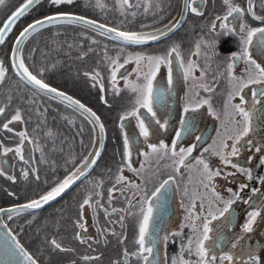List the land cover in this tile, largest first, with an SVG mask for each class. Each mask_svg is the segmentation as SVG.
<instances>
[{
  "label": "snow or ice",
  "instance_id": "obj_1",
  "mask_svg": "<svg viewBox=\"0 0 264 264\" xmlns=\"http://www.w3.org/2000/svg\"><path fill=\"white\" fill-rule=\"evenodd\" d=\"M6 0H0V6L5 4ZM121 7V14H124L126 8H131L134 6L132 0H119ZM40 3V0H24V3L19 6L14 12L10 14V16L0 25V45L4 44L7 38V34L12 31L15 26L17 20L24 16L29 8L34 4ZM50 3L59 6L62 4H72L73 0H50ZM223 3L227 6V12L223 16H217L215 21L211 24L210 31L216 32L218 29H223L232 34H238L240 36V41L242 44L241 51L239 54H233L232 63H229L227 66V73L229 76V82L233 85V89L229 92L228 100L226 102L225 108L228 111V114L232 117L233 123L236 125V129L233 134L227 135L225 139H222L217 146V142L213 141V144L208 148H204V152H209L210 149L212 153L220 158V161L225 166H231L232 168H237L240 173L246 176L248 181L253 179L252 171L248 168H241L237 164L232 163L231 157H235L239 154V147L241 140L248 136L249 132L252 130V123L254 113L260 111L256 108V105L261 104V100L264 99V67L261 66L260 63H257L256 60L251 58V54L248 51L249 46L253 42V37L258 36V46L262 54H264V27H250L247 23H239V21L243 20L245 15V11L251 15V18L255 21H259L264 24V15H258L254 10V0H247V9L241 7L239 4L233 2V0H223ZM98 6L103 7L102 4L99 3ZM152 7V0H146V6L144 8L145 12L149 11V8ZM184 10L185 12L194 13L197 16L203 15L197 0H184ZM131 15L134 17L136 15L135 12H132ZM77 23L83 24L88 27H95L97 29H104L101 33L102 35L110 36V38L114 41H120L123 45H141L145 44L149 41H157L163 36H167L168 32L175 30L176 27H179V22L177 21L174 24L167 26V31H163L160 29H155L151 32L148 31H123L116 27H108L104 24H97L96 21L87 19L82 16H73L70 14H59L55 16H47L44 19L36 20L34 23L29 24L27 27L23 29V31L19 34V37L15 40V47L11 50V64L12 67L17 70V75L20 80L24 81L28 85H32L38 91L55 94V98L63 101H67L68 106L74 108L77 111H80L81 114H86L88 117H91V122L94 126H98L100 132V140H103V136L105 133L104 124L100 121V117L92 111V109L86 107L79 100L74 99L70 95L65 94L62 91H58L56 88L51 87L47 84L42 78H38L37 75L33 74L28 66L25 64V59L22 55L21 45L27 39V37L37 31L41 26L51 23ZM219 22V23H217ZM95 42V41H94ZM205 46L211 47L212 44L208 41H204ZM123 51V50H121ZM201 51V43L197 42L195 45V54L199 55ZM181 58L180 45H173L165 54L156 55V56H145L142 54L128 55L124 59V63H120L121 56L117 55L114 58L107 57L109 61V65L112 68L111 71V79L113 82V87L116 85L117 81V72L120 68L124 67V64H127L133 60L139 69L142 62H146L149 66V71L143 73V83H135L129 81L126 87H129L132 92L136 93V99L134 102V106L131 111L126 112L122 115L121 121L128 119L129 117H135L138 127L139 134L147 140L151 135L149 130V125L145 123L147 119L146 116H143L140 112L141 109H145L148 114L153 118L155 124L159 125L160 129L167 130L169 125L168 121H164L161 123L159 119H156V112L153 108L154 102V80L156 79V74L159 72L161 65H168V84L171 85L172 80V69L171 63L172 58ZM236 60H243L245 67V75L244 76H236L233 74V67ZM184 68L185 78H195L194 72L198 68V64L195 61L189 60L187 65H181ZM43 70H41L42 72ZM7 73V68L4 65V61L0 60V83L4 82L5 76ZM86 76H90L93 81H97L100 79L99 72L93 73H85ZM205 73L201 72V77H203ZM250 85H258L261 86L258 89L251 90L252 97V110H248L245 105H247L248 101L244 96V89L249 88ZM103 85L101 84V88ZM204 90L206 92L211 93L214 91L213 88L204 86ZM239 97L240 103L233 104L232 100L235 97ZM106 102V101H105ZM11 104V97L8 98V102L0 105V117L5 116L6 111L9 109ZM208 105L209 111L215 115V112L211 105V97L201 99L197 101L194 105L190 102L188 106L185 107V113L191 111H196L203 105ZM235 117H239L240 119H235ZM15 122L24 123V115L22 110L17 108L14 113L8 118L5 122L0 125V130L6 131L8 133H15V129L10 127V125ZM123 128V124H121ZM194 128V123L189 124L184 120L180 121V131L175 133V141L171 143V145L165 144L161 141L159 144L149 143L147 146L151 149V153H143L146 160L150 159L152 156L157 157L158 159L168 158L171 160V165L174 173H180V169H196L200 176V185L207 191H210L215 201L222 202V207H216L214 210L209 204V207L206 209L207 214L202 215L197 211V199L200 198V194L198 192H193L191 195L187 188H185L184 195L189 198V203L185 206L186 216L185 220L188 222L186 226L192 228V236L188 239L186 246L181 247V256L179 258H173L171 264H193L191 260H185L183 258V253L187 252L189 256L195 255L197 259L194 264H235V256L232 252H224L222 255L211 254L210 249L216 246L217 242L214 241L212 244H209L208 241L212 240V236L210 233L213 232L212 222L216 220H220L222 217L224 218V223H231V213L230 209L232 205L241 201L243 197L241 193L249 187L247 183H240L237 191H233V189L228 188L227 191L231 194L228 199H224L220 193L216 190L215 187V178L222 176V172L220 168L213 169L210 167L207 158L201 155L199 158H194L195 163L187 162L189 156H191L193 150L196 148V144H192L191 146L185 148L180 147L177 150V141L182 140V136L185 132H189ZM18 138L17 145L13 147L6 146L2 140H0V157H7L9 153H13L15 156L19 158L24 164H28L29 161L25 159L24 154V145L26 141H29V133L27 130L20 131L15 133ZM47 135L49 137L54 136L55 134L49 130ZM196 140L198 142L202 141V137L196 136ZM234 141L233 144L229 145L227 141ZM32 142H35L34 140ZM123 167H127L134 173H137V169L132 167L131 157L132 150L130 146L129 136L127 133L123 134ZM100 150L103 149V144L100 143L98 145ZM100 150H97V145L93 144V151L88 153L86 157H84L81 165L77 167L74 171L67 174L66 177L58 182L57 186L54 187L48 193L39 197V199H33L28 203L23 205L15 206L9 208L7 210L0 209V213H20L27 209H39L43 204L48 203L49 201L55 199L62 192H64L67 188H69L73 183L79 180L81 177H84L88 174L89 171L96 165L97 160L100 157ZM256 152L260 151V147H256ZM42 158H43V149H40ZM260 163L264 164V157H261ZM123 167L118 169L119 172L122 173ZM144 165H141L143 168ZM32 171L35 172V168H32ZM21 174L25 179L29 176V171L26 169L21 170ZM6 175V170L4 168V161L0 159V176ZM234 173L224 172V178L228 176H232ZM39 179V177H36ZM8 179L13 180L15 177L8 176ZM176 179L175 175H169L167 179L163 180L162 183L159 184L158 187H155L151 193H148L147 190L140 185H133L140 193V197L136 199L135 204L133 203V198L136 197V193H133V198L126 199L127 208L125 209H112V213L119 212L120 220L119 223L121 227H124V219L125 215H137L139 217L138 220V231L135 239V250L129 251L127 248L123 250L122 256L123 260H116L113 264H129V260L132 257L136 258L137 264H164L159 255L158 244L166 245L170 239V236H178L181 235L180 232L165 234L160 236L158 231L152 229V224L154 220L153 213L154 202H158L163 195V192L166 191L167 187L171 182H174ZM127 180L123 175H118L116 178V184H124ZM259 182L264 184V176L259 177ZM102 181L98 182L97 187H102ZM115 185L112 189L109 190L110 200L111 202V193L117 191ZM253 194L258 193L260 190L257 188L251 189ZM101 192H97L96 196H101ZM246 204H250L253 208H256V201L252 200L249 197L247 200L243 201ZM204 199L200 198V206L204 207ZM138 207V211L133 212V209ZM85 206L90 207L92 209H96L98 207H103L99 203V200L93 201L91 195L86 197L82 204L80 205V216L74 222L75 227L78 231L75 233V239L79 241L81 244H88V247H91V243L89 241L92 240V237L84 236L82 233H87V221L84 219L83 209ZM106 215H111L108 210L104 209ZM228 216H225V214ZM261 216V210L256 208V210L248 211L246 213V221L243 224L242 228L245 233H250L253 231V225L256 223L258 217ZM9 219H12V216H8ZM196 221H199V225H197ZM97 234L103 236L105 234L104 230L97 228ZM115 235V232H112ZM126 236H122V241L126 239ZM53 250H59L61 252L74 251V249H69L64 247L61 242H59L56 238H51L47 241ZM239 244V240L236 243L232 244V248L235 249ZM5 255L9 257L10 260H15L17 257H22L26 264H39V261L36 257H34L31 253H29L23 245H21L18 241L15 242V248H8L5 251ZM241 259L247 258L244 261V264H264V257L257 255L254 249H249L242 247L239 253ZM99 257L92 256H84V261L98 260Z\"/></svg>",
  "mask_w": 264,
  "mask_h": 264
},
{
  "label": "flooded vegetation",
  "instance_id": "obj_2",
  "mask_svg": "<svg viewBox=\"0 0 264 264\" xmlns=\"http://www.w3.org/2000/svg\"><path fill=\"white\" fill-rule=\"evenodd\" d=\"M92 1L93 0H77L76 2H74V0H73L72 4H62L59 6H55V5L50 3V0H45L44 2H41L42 3L41 6L38 4V6L34 7L32 10L28 11L24 15L25 17L22 18L17 23L15 28H18V30H17L18 32L22 31L24 29L23 25L26 23V20H34V19H37L39 17L46 16L47 12L51 11L53 8H55V11L49 15L58 14V13H64V14L70 13V14H75L78 16L81 15V16L87 17L81 13L79 14V12L82 10H86L89 12L92 9H96V10L99 9V7L96 5H90V6L88 5V4L92 3ZM160 2H163V4L166 2L170 3V4L167 7L168 13L165 16V18L158 20L156 16H159V13H160V10H159ZM233 2L236 4H239L241 7L245 8V10L247 9V0H233ZM46 3H48L47 6L45 5ZM133 3H135V0H133ZM197 3L199 5L201 11L203 12V15L197 16L196 14L189 12V15L187 18L188 20H187L186 24L184 25V27H182L178 31L177 34H175L173 37L169 38L166 41L158 43L157 45L147 46L146 48H141V50L144 52H147V50H150V51L151 50H157L156 55L157 54L162 55V54H165L166 51H168L173 45H175V44L180 45L181 58H175V56H173V58H172V63H171L172 80H173L172 84L171 85L168 84V65H166V64L162 65V67L160 68V70L158 72V75L160 74V76H161V78H160L161 83L159 84V88L156 90H159V89L163 90L165 93V98L167 97V99H166L164 105H162V106L161 105L159 106L158 104H156V108H158L156 110H161L159 117L162 119V123L165 120L168 121L169 127L167 130H164V129H160L159 126L156 124V126L154 128H151V129L153 130L154 133H161V131H165V138L169 141L168 145H171L172 136H173V140H175V133L177 131H180V121L181 120H184L189 124L194 123V128H192V130L189 132H185L182 136V140L176 142L177 143V150L180 147L187 148V147L191 146L192 144L197 145L196 148L193 150V153L191 154V156H189L188 161H186V163L187 162H195L194 158L199 157V155H200L199 150L201 147L203 149H204V147L207 148L206 146L212 145L213 141H216L217 146H218L220 141H221V139L218 140V138H219L218 136L220 135V133L222 132V130L225 126H226V132L225 133L227 135L233 134V132L236 129V125L231 120L232 117L228 114L229 110H226V108H225L226 102L228 100L229 92H231L233 89V85L229 82V76H228L226 69H227V66L229 65V63H232L233 54H239L241 51V47H242V44L240 41V36L238 34L229 33L223 29H218L216 32H214L215 37L219 41L216 42V44H214V45L212 44L211 47L207 46V49L210 51V53L212 55V63L209 65L208 68H205V71H204L205 75L201 79H199V81L200 82H202V81L211 82L212 88L214 89V91H213V93H210V94L213 96V98H214V96H219L221 94L222 95V101L220 104L214 105L213 110H214L216 116H214V114H212L213 118L210 121L211 126L207 130H205V132H203L201 134L202 141L198 142L196 140V136L200 135L201 128H202L201 123L207 117L206 115L209 112H208L207 107H203L205 109V112L202 113V115H201V109L202 108H200V110L195 113V116H193L191 112L183 113L182 108H181V106H182L181 101H183V98H185L186 101L189 100L190 102H197L200 100V99H197L194 95V88L196 89L197 88L196 86H198V84L195 82H198L197 76L199 77V73L197 72V69H196V71L193 74L195 78H185L184 68L181 65L183 64L186 66L188 61L192 60L198 64V68L204 67V63L202 62V58L201 59H193V53L195 52V45H196V43H195L196 41L194 38L196 36L200 35V33H202V34H206L209 32L211 33V31H206V28L210 30L211 24L215 21V18L217 16H223L226 14L227 6L223 3V0H197ZM175 4H176V0H166V1H164V0H152V7H150V9H149L151 13L146 14L145 16H141L140 18L144 19L148 22H152V20L156 17V20H154V22L162 21L163 23H166L173 16V14H175V12L177 11V9H175V7H176ZM141 9H143V8H141ZM158 10H159V12H158ZM254 10L256 11V13L258 15H264V0H254ZM97 17L98 16H91V17H87V18L93 19V20H95L101 24L104 23V22L97 20ZM100 17H101V15H100ZM217 23H219V22H217ZM239 23H247L250 27H264V24H262L261 22L253 20L251 18V15L248 14L247 11H245V15L243 17V20L239 21ZM104 24L109 25L107 23H104ZM147 24H149V23H147ZM109 26H111V25H109ZM65 27H70V26H65ZM111 27H115V26L113 25ZM40 33H42V32H40ZM71 34H73L74 36H81L78 31H73ZM97 38H98V36H97ZM87 39L91 40V38L88 36H87ZM35 40L32 41L31 44L28 43L27 47H30L32 49L35 46V43H34ZM104 40H106V39H104ZM8 41H9V39L5 42V44L3 46L0 47V60L4 61V65L7 68V73H6L4 82L0 83V105H3L6 103L5 99L2 102L1 85H7V83H9V82L17 84V86L20 85L21 89H22V87H24V92L28 91V92L24 93L26 98H27V96H29V99H30V96H32L38 103H43V102H41V99L43 101H46L47 103L50 102L49 99H46V97L42 96L41 94H38L37 92L33 91L31 88H28L23 82H21V80L19 78H17L14 71L12 70V64H11L10 57H9V55H7V51L11 50L10 47L12 44V43L11 44L8 43ZM128 48H130V47H128ZM131 49H133V48H131ZM133 50H135V49H133ZM136 50H140V49H136ZM248 51L251 54V58L256 60L257 63H260L261 66L264 67V54L261 53L260 48L258 46V36L253 37V42L249 46ZM10 54H11V52H10ZM245 67H246V65H245L243 60H236L234 67H233V74L236 76H244L245 75V71H244ZM29 70H30V68H29ZM30 71L33 74H35L32 70H30ZM111 71H112V68H111ZM148 71H149V69L147 68L145 73ZM126 75H129V72H127ZM100 79H102L104 83L106 82L105 85H107L109 83V77L108 76H107V78L102 77ZM99 80H97L95 82L98 84L99 89H100ZM141 80L143 81V77ZM259 87H261V86L250 85L249 88L244 89L243 94L245 96V99L248 101V103H247V105H245V107L248 110H252L251 90L258 89ZM64 92H66V91H64ZM105 92L106 93L108 92L106 95L107 100H106V103H104L103 106L101 107V110L106 106L110 109L118 108L117 106L112 104L113 97L117 100H120L116 95V88L111 89L109 87H106ZM66 93L69 94L68 92H66ZM69 95L71 96V94H69ZM215 100H218V98H216ZM261 101H264V99H262ZM50 103H52V102H50ZM232 103L233 104L240 103L239 97L238 96L235 97L232 100ZM43 104H45V103H43ZM18 105H19V103H15V102L14 103L12 102L10 104L9 109L5 113V116L0 117V125H2L3 122H5L8 118H10V116L14 113L15 109L18 108ZM86 105L93 110V108L91 106H89L88 104H86ZM47 107H50V106L47 105ZM256 108H258V105H256ZM126 109H127V111H131V109H129V108H126ZM21 110H22V113L24 115V121L25 122L24 123L15 122L14 124L10 125V127H13L15 129V126H21L20 131H24V130L28 131L29 142L25 143L24 154H25V159L28 160L29 163L24 164L13 153H9L8 157H0V159H3V161H4V168L6 170V175L0 176V185H2V183H4V182L10 183L8 176H9V170H11L12 164L14 166L19 165L20 168H23V169H26L29 171V176H28L29 178L25 179V178H23V175H21L20 179L22 182L32 184V186L23 185V186L19 187V190H21V195H19L18 197L14 196V199H16V200L17 199H24L23 194L26 191L39 190L42 188V186H44V183H47V182H49V180H51L53 178H57V176H58L56 173L51 174L49 178L47 176H44V177L48 178V180H46V182H44V183H38V185L36 182H33V175L37 171L42 172L44 169H49L47 166H44V165L48 164L49 160L45 159L43 161L44 165L39 164V163H42V160L40 158V149L37 146V143H38L37 139H39V138H38V135L35 133V124H33V123L29 124L27 122V119L25 118L24 111H27L30 109H21ZM95 111H97V110H95ZM120 113L125 114V111H122L120 109L115 111V114H118L117 117L111 118L109 120L110 123H112V122L114 123V121H116V125L113 128H114V132L116 131L117 133L122 132V130L124 129L126 124H128L127 120H123V121L118 120V118L120 117ZM223 113L226 115L225 120L222 119ZM63 114H66V116H67V119H65V121L67 120V123L69 125L72 124V114L70 112L69 113L64 112ZM98 115L101 118L99 113H98ZM236 119L238 120L240 118L236 117ZM104 124H105V122H104ZM121 124H123V128L121 127ZM90 125H91V123H90ZM92 129H93V127H92ZM105 130L107 132V147H108V144H109V142H108V137H109L108 130H110V124L107 126L105 124ZM20 131H17L15 129V133H18ZM15 133H8L6 131L0 130V140H2L6 146L14 148L18 143V138H17ZM215 136H216V139L214 140ZM252 138H253V136L250 132L248 134V136L244 137L241 140L240 145H238V147L240 149L239 154L235 157H231L232 163L236 164L235 160H237L239 167L251 169L253 179L251 181H248L245 175H242V176L239 175L238 180L240 179L241 182L247 183L249 185V187L246 188L241 193V196L243 197V199L241 201H238L237 203H235V207L232 211L233 213L231 214V223L230 224L224 223V224H226L227 227L224 229L223 228L218 229V227L220 226L219 220L213 221V222H215V224L217 226L215 228H213V232L210 233V235L212 236V240L209 241V244H212L214 241L217 242L216 246H214L210 249L211 254H215L217 256L222 255L226 251L232 252L233 254H234V252H240L239 251L241 249L240 247H238L236 249L232 248L231 250H228L230 247V243L232 241V240L228 241V238H231V236L234 235V233H235L234 227L237 224H240V228L238 229L237 233L240 235H242V234L245 235L242 226L247 219L246 213L249 211V208L251 207V205L249 206V204H246L243 201L247 200L249 197H251L252 200H254V201H255V199L260 200L262 195H264V184H261L259 182V177L264 176V164L260 163L261 157H264L263 150L260 148V151L256 152L255 149L258 146L255 145ZM33 140L35 142H32ZM227 142L229 145L234 143V141H231V140L227 141ZM28 143H30V146ZM55 143L57 145L55 155H54L55 157L64 156L63 152L67 149H69L70 153L74 152V150H75L74 142L72 141V139H70L68 137H67V139L57 138ZM34 146H35V150H34ZM107 147H106V150H107ZM90 151L91 150H89L88 153H90ZM149 151H150V149H149ZM150 153H151V151H150ZM203 156L205 158H207V160L210 161L212 164H216V166H217V163L218 164L220 163V166L223 167L221 169H225L227 172L229 170H231V166L230 165L229 166L223 165L220 161V158L218 156L214 155L211 150L209 152H206ZM157 162H160V164L167 163L169 166L171 165V160L168 158L166 160L158 159ZM99 163H98V166L100 165ZM257 163H259L261 165L260 166L261 170H260V168H257V169L254 168L255 166H258ZM8 166H9V169H8ZM120 166L123 167V165H120ZM33 167L35 168V172L32 171ZM123 168H127V167H123ZM234 169L237 170V168H234ZM95 171L90 175V177H88V179H90L92 177V175L95 173ZM229 172H234V171H229ZM108 174H109V171L106 173L107 177L110 176ZM118 174L123 175L119 171H118ZM134 175H135V177H134ZM134 175H131L130 179L127 178L126 181L135 180L136 174H134ZM169 175H175L176 176L175 181L171 182L170 184L174 188V193H175L174 201L177 202V204H174V202H173V204L176 206V207H174V214L171 218L166 220L165 229L167 227L166 226L167 223H169V222L170 223H178V224H180L181 227L177 231L171 232L169 230V224H170L169 223L166 231L164 229L165 232L163 234H160V236H163L165 234L180 232L181 235L170 236V239L167 242L168 251L174 249L175 250L174 252H177L176 248H177V246H180L179 242L183 241V242L187 243L188 239L191 237L189 232L186 231L187 229H191V227L186 226L188 224V222L185 220V216H186L185 206L188 204L189 198H188V202L186 200H184V202H183V196H184L183 192L185 190L182 188V182H181L182 178L184 180H185V178L188 179L190 174L187 173V171H185V168L182 167L180 169V173H178V174L174 173L173 169H171L168 176ZM123 176L125 177V175H123ZM221 177L224 178L223 174ZM165 178H166V176H165ZM87 180H85V181H87ZM85 181H83V182H85ZM93 181H95V179H93L90 182V184ZM18 183H21V182H18ZM214 183H215V181H214ZM12 184H15V182H13ZM48 184H52V182L45 184V186ZM90 184H89V186H90ZM79 185H77V188H75L73 191H75L77 189V193H79V192L83 193L84 188L81 187V189H79L78 188ZM114 185H115L116 189H118L117 192L120 194L122 191L126 190V188H127V185H125V184H116V181H109V186H110L109 190L112 189ZM91 186L94 187V191H93ZM91 186H90L91 190L95 195V199H93V200H99V202L102 201L105 203H109L110 194H109L108 190H107L106 195L102 194L101 195L102 197L96 196V193L99 190L101 192L102 188L104 186L97 187V185L94 183H92ZM158 186H159V184H154L153 189L155 187H158ZM95 187L98 189V191L96 193H95V189H96ZM238 188H239V185L236 187V191L238 190ZM252 188H257L260 191L256 194H253L251 191ZM3 191H4V196H6V197L12 196L11 194H9V191H7L5 189H3ZM73 191H71L70 193H72ZM126 191H128V190H126ZM148 193H151V192H148ZM67 195H69V194H67ZM220 195L222 197H224V196L229 197V195H231V194L226 190L224 192H221ZM116 200H118L117 197L111 195V202H114ZM185 202H186V205L184 204ZM13 204H15V203H13ZM56 204H54V205H56ZM54 205H52V206H54ZM183 207H184V210H183ZM104 209L105 208H102V210L105 214ZM110 213H111V215H118L119 217L121 215V213H119V212L112 213V209H111ZM22 216H24V215H22ZM225 216H227V213L225 214ZM68 218H69V216H68ZM66 237L67 236H65L64 239H66ZM70 238H71V235H70ZM106 242L111 243V240H109L108 237L102 238L101 240H99V239L93 240V238H92V240L89 241V243H91V247H88V244H81L80 243L77 247L78 249L71 247L70 246L71 243L65 245L64 247H67L69 249H74V251L64 252L65 253L64 264H69L70 258H72V261H70L71 264L113 263L116 260L115 259L116 256L118 255V253H120L122 251L123 248L120 247L122 245H119V244H118L119 246L116 244L110 245ZM133 250H135V243L132 246V248L129 249V251H133ZM103 253H104V255H103ZM171 253L169 254L170 256H167L164 261H163V259H161L164 262V264H171L172 259L176 258V256L172 255ZM84 256H92V257L98 256L99 259L86 262L83 260ZM121 256H122V254L119 256V258ZM234 256L236 257L235 254H234ZM120 260L122 261L123 258H121ZM134 260H136L135 257L130 258L129 264H132V262ZM235 262H236V260H235ZM134 264H135V262H134Z\"/></svg>",
  "mask_w": 264,
  "mask_h": 264
},
{
  "label": "rangeland",
  "instance_id": "obj_3",
  "mask_svg": "<svg viewBox=\"0 0 264 264\" xmlns=\"http://www.w3.org/2000/svg\"><path fill=\"white\" fill-rule=\"evenodd\" d=\"M44 1L45 0H40V3H38V4L41 6V4H42L41 2H44ZM76 1L77 0H74V2H76ZM164 1H166V0H164ZM23 3H24V0H6L5 4L3 6H0V25H2L3 22L10 16V14L12 12H14ZM99 3L102 4L103 7L98 6V0H93L92 3H90L88 5L89 6L90 5L98 6L99 9H97V10L93 9V10L99 12L101 14V17L102 16L106 17L111 22L116 21L117 24L122 25V26H126L128 29L135 28V27H137V29H143V28H145V26L148 25L147 24L148 21L140 18L141 16H145L146 14L151 13L150 10L148 12L144 11V8L146 6V0H135V3H133V0H132V3L134 4V6L131 8H126L123 15L121 14V7H120L119 0H99ZM38 4H36V6H38ZM169 4L170 3H167V2L164 4H163V2H160V4H159L160 13H159V16H156L158 20L165 18V16L168 13L167 7ZM45 5L47 6L48 3H46ZM141 8H143V9H141ZM159 10H158V12H159ZM54 11H55V8H53L51 11H48L46 16H42V17H39V18L34 19V20H26V23L23 25V27L25 28V26H28L29 24L34 23L36 20L47 17V15L51 14ZM132 12L136 13V15L134 17L131 15ZM175 16L176 15L173 14V16L162 27H165V26H167V24L172 22L173 19L175 18ZM156 17L153 19V21L156 20ZM134 21L139 22L141 24L139 25L138 23H135ZM132 22H134V23H132ZM162 27H159V28H162ZM53 28H57V27H51V28H48L47 30H42L39 32L48 31V30L53 29ZM156 29H158V28H156ZM17 30H18V28H16L8 38L9 39L8 43H10V44L12 43L11 47H12L13 43L15 42L16 37L23 31L22 30V31L18 32ZM140 31H142V30H140ZM146 31H150V30H146ZM206 31H210V30L206 28ZM39 32H37V33H39ZM37 33L35 35H37ZM35 35H33V36H35ZM33 36H31L30 39ZM96 37L92 36L91 42H89L87 45H85V43L82 42L84 44L83 46L85 49L83 50V54L81 57L85 58L84 56H86V54H88L89 52H92V50H94V49L101 50L102 54L108 53L110 51L109 47L111 45L106 44L104 41L103 42L100 41ZM194 39L196 41L195 43H197V42L201 43V51H200L199 55H195L194 54L195 52H194L193 53V59H201L202 58V62L204 63V67L197 68V72L199 73V77L197 76L198 82H195L198 84V86H196L197 87L196 89L194 88V95L197 99H200V100L205 99L206 97L208 98L210 96L211 97V105L213 108L215 104L221 103L222 95L220 94L219 96H214V98H213V96L209 92H206L204 90V86H208V87L212 88V83L207 82V81L200 82L199 79L202 78L201 72L204 73L205 68H208L209 65L212 63V55H211L210 51L207 49V46H205L204 41H208L214 45L219 40L215 37L214 32H211V33L209 32L206 34L200 33V35L196 36ZM29 40H27V42ZM94 41L97 42V44ZM92 42L94 45L92 44ZM26 45H27V43L24 45L23 48H25ZM118 46H120V45H118ZM11 47H10V49H11ZM113 48L117 49L116 53L114 54V57H116L117 55H120L121 56L120 63H122V64L124 63V59L130 54L133 56H135L136 54H142L145 56H156V52H157V50H151V51L147 50V52H144L141 50V48H136V49H140V50H136V49L133 50V49L128 48L126 46L125 47L120 46L117 48L114 46ZM121 50H123V51H121ZM23 51H24V49H23ZM10 52H11V50L7 51V55H9V57H10ZM157 55H160V54H157ZM108 62L109 61L107 60V63ZM108 67H110L109 64H108ZM161 67H162V65H161ZM147 68L149 69V66L147 65V63L142 62L139 69H138L137 65L135 63V60H133L127 64H124V67L120 68L119 71L117 72V81H116L115 87H113L111 74L108 76L109 77V83L107 85H105L106 82L104 83L102 79L99 80L100 89L102 90V94H105L106 87H109L111 89L116 88V95L120 100H116L114 102V105L117 106L118 109L125 111V113L129 112V111H127L126 108H129L132 110L137 94L132 92L129 87H126V85L129 81H132L135 83H142L143 82L141 80L143 77L142 74L145 73ZM127 72H129V75H126ZM160 78H161L160 74L158 75V73H157L156 79L153 82L154 87H155V92H156V89L159 88V84L161 83ZM101 84L103 85L102 88H101ZM90 87H91V89H93V91L95 93H97L99 90V86L95 81H94V85H92ZM155 92H154V95H155ZM1 93H2V102L5 99V101L7 103L9 97H11V103L12 102L13 103L14 102L15 103L20 102V103L26 104V102L28 100L26 98V96L24 95V93H26V92H24V90L21 89L20 85L17 86V84H14V83L9 82V83H7V85H1ZM211 93H213V91ZM216 98H218V100H215ZM154 102H153V108L157 114L156 119H159L162 123V119L159 117L161 110H156V109H158V108H156V104H158V103L156 102L155 97H154ZM181 103H182V106H181L182 111H183V113H185L184 109L186 106L189 105L190 101L189 100L186 101V99L183 98V101H181ZM191 103L194 105L196 102H191ZM203 107H207L209 113H207V115H206L207 117L201 123L202 128H201V132L199 135L200 137H201V134L203 132H205V130H207L211 126L210 121L213 118L212 113L209 111V107L206 104L203 105L202 107H200V108H202L201 109V115H202V113L205 112V109ZM200 108L196 111L190 110L189 112H191L192 115L195 116V113L197 111H199ZM39 112L41 113V111H39ZM140 112L143 116L147 117V119L145 120V123L149 125V130L151 132V135L149 136V138L147 140H145V138L139 134V127H138V124H137L135 117H129L128 119H126L128 124H126V126L124 127L122 132L117 133L115 131V132H113V134H111L110 139L112 142V147L110 150V153H111L110 160H108V162L105 163L103 168L99 171L98 175L92 176V179H88V181L84 182L81 185V187L84 188L83 193L82 192L81 193L75 192L74 194L71 193V194L67 195L62 200V201L65 200V202H66L63 210H58V207L57 206L54 207L55 206L54 205V206L47 207L46 208L47 211H46V209H44L42 211H38L35 213L24 214V216H14V217L12 216V219L7 220L12 231L14 230V223H17L18 232H16L14 230L13 231L14 234L17 235V238L19 240L21 239L19 234H22V236L24 237V241H22L21 243L24 244V246L26 247L28 252L33 254V256L38 259L40 264H64L65 253L61 252L59 250H53L47 241L53 237L56 238L59 242H60V240L62 241L65 237L66 232H67L65 230L66 224L71 229H73V231H75V232L78 231V229L75 227L74 222L80 216V211H81L80 205L82 204L83 200L86 197H88L89 195H91L92 198L95 199V195L91 190V187H92V189L94 191V187L91 186L92 183L97 185L98 182H100V181L103 182L102 186H104V187L102 188V191H101V193L103 195H106L107 190L109 191V187H110L109 181H116V178L119 175L118 174V168L122 167L120 165H122V161H123V152H124L123 134L124 133H127L129 136L130 146H131V150H132L131 163H132V167L137 169V173L132 172L128 168H123L122 174L125 175V177L128 179H130L131 175L136 174V178H135V180L125 181L124 184L127 185L126 190H128V191L124 190L121 192V194L118 193L117 191H114L111 193V195L116 196L118 200H116L114 202H110V203H105V202L100 201L99 203L101 205H103V207H98L95 210L90 208V207L85 206V208L83 209V215H84V219L87 221L88 231H87V233H82V235H84V236L90 235L93 238V240H96V239L101 240L102 238L108 237L109 240H111V243L110 242H106V243H108L110 245H112V244L122 245L120 247H122L123 249L116 256V258H115L116 260H120L121 258H123V256H121L120 258H119V256L123 253V250L125 248H127L129 250L134 245V242L136 239V234L138 231L139 217L137 215H125L124 227H121V224L119 223L120 217L118 215H111V216L106 215V214H104L102 208H106L109 213H110L111 209H113V208H116L118 210L119 209H125V208H127L126 199L133 198V193H136V197L133 198V203L135 204L136 199H138L140 197V193L137 191V189L135 187H133V185H140L141 187L145 188L147 190V192H152L153 191V185L154 184H160L163 182V180L167 179L168 174L172 169V167H170L167 163L160 164V162H157L158 158L155 156H152L148 160L145 159L143 153H145V152L150 153V151H151V149L148 148V146H147L149 143L159 144L161 141H163L165 144H169V141L165 138V131H161V133H154L153 132V130L151 128H154L156 126V124H155V121L153 120V118L150 116V114H148L145 109H141ZM44 113L46 114V111H44ZM222 115H223L222 119L225 120L226 115L224 113ZM52 116L54 117V114H52ZM63 116L65 119H67L66 114H63ZM214 116H216V115H214ZM235 119H236V117H235ZM73 125L74 124H72V126H71L72 129H68L64 123L62 126V130H61V134H63V135H60V134L55 132L53 140H51V139H50V141L41 140V142L39 144L37 143L38 148L43 149V157L54 154V151H56V148H57V145L55 143L57 138L67 139V137H68L70 139L74 138V140H76L77 136L73 132L77 131L79 129H78V127H74ZM114 125H115V123H110V130L113 128ZM15 129L17 131H20L21 126H15ZM225 132H226V126L223 128L222 132L218 136L219 137L218 140H220V139L222 140V139L226 138L227 134ZM171 139H172L171 143L173 141H175V140H173V136ZM215 139H216V136H215L214 140ZM38 140L39 139H37V141ZM26 142H29V141H26ZM28 144L30 146V143H28ZM74 144L76 146H79L80 148H83V146L77 142H75ZM206 147L208 148L209 146H206ZM149 149H150V151H149ZM34 150H35V146H34ZM199 152H200L199 157L206 153L203 151L202 147L200 148ZM40 157L42 158L41 153H40ZM166 159L167 158H164L161 160H166ZM81 163L77 164L76 166L79 167L81 165ZM191 163L194 164L195 162H191ZM208 163H209L210 167L213 169L223 168L220 166V163L219 164L217 163V166H216V164H212L210 161H208ZM235 163L238 165L237 160H235ZM141 165H144V167L141 168ZM8 169H9V166H8ZM22 169L23 168H20L19 165L14 166L12 164L11 170H9V176L15 177L14 181L9 179L10 183L4 182V183H2V185H0V208L13 206L12 205L13 200H11V198H14V196L18 197L19 195H21V190H19V187H21L23 185L32 186V184H30V183H25V182L21 181L20 176L22 175L21 174ZM235 170L236 169L231 167V170H229V171H234V172H231V173H234V175L228 176L225 179L221 176L215 178V187H216V190L220 194H221V192L226 191L228 188H231L234 191H236V187L238 185H240V183H243L240 181V179L238 180L239 175L242 176L243 174L240 173L238 171V169L236 171ZM108 171L111 172L109 177H107V175H106V173ZM185 171H187V173H189L190 175H189L188 179L185 178V180H184L182 178V181H181L182 182V188L184 190H185V188H187L190 195L193 192H198L200 194V198H203L205 201L203 208H201V206H200V198H198L196 201L197 202V211L200 214H202V215L207 214L206 209L209 207V204H211V207L213 208V210L218 206L219 207L223 206L222 202L214 200L210 191L206 192V190L203 188V186L200 185V183H199L200 176H199V173L196 169L190 170V169L185 168ZM221 172L223 174L224 172H227V171L225 169H221ZM165 176H166V178H165ZM134 177H135V175H134ZM27 178H29V177H27ZM93 179H95V181H93L90 184V182ZM13 182H15V184H12ZM18 182H21V183H18ZM89 184L91 187L89 186ZM2 188L9 191V194H11L12 196L11 197L10 196L9 197L4 196V191ZM97 191H98V189L96 188L95 193ZM98 192H100V190ZM173 193H174V191H173ZM229 197H230V195H229ZM229 197L224 196L223 198L228 199ZM174 199H175V193H174ZM174 199L172 201V206L176 207L174 204H177V202H175ZM184 200H186L188 202V197H185V195L183 196V202H184ZM93 201H96V200H93ZM173 202H174V204H173ZM259 202L260 203L256 205V208L262 210V207L264 206V195H262ZM184 204L186 205V202ZM153 206L155 207V202H154ZM249 206H250V204H249ZM138 207L139 206L137 205V207L133 209V212L138 211ZM256 208H253L251 206L249 208L250 209L249 211L256 210ZM183 210H184V207H183ZM45 211H46V213L44 215H42V216L39 215L40 213L45 212ZM74 213H76L74 216V219L68 218V215H71ZM222 218L219 220L220 226L218 227V229H220V228L224 229L227 227L226 224H224V218L223 219ZM36 219H37V221H35ZM58 222H59V224L62 225V227H61V225L58 224ZM169 223H167L166 229L168 228ZM196 223H197V225H199V221H196ZM212 226H213V228H215L217 225L215 224V222H212ZM180 227L181 226L178 223H170L169 224V230L171 232L177 231ZM97 228L104 230L105 234L103 236L98 235L97 234ZM166 229H165V231H166ZM113 231L115 232V235L112 234ZM186 231L189 232V234L192 236V234H193L192 228L187 229ZM247 234L248 233H245V235H243V234L240 235V234L236 233V236H233V240L231 241L230 247L228 250L232 249V244L236 243L237 240H239V244L237 245L236 248L242 246V243L244 241H246V239H247V236H246ZM122 236H126L127 238L122 241V239H121ZM247 241L254 243L255 240H253V241L247 240ZM208 243H209V241H208ZM186 244H187L186 242L180 241L179 242L180 246H177V248H176L177 252H174L175 251L174 249L168 251L167 244L166 245L160 244L158 248L160 251L161 259H163V261H164L167 256H170L169 254L171 252H172L171 253L172 255H175L176 258H179L181 256V247L186 246ZM76 249H78V248L76 247ZM262 250L263 251L259 255L261 257H264V247H262ZM234 254L236 255L235 264H244V260L247 258L241 259L240 255L237 254V252H234ZM103 255H104V253H103ZM238 256H239V260H237ZM183 258L185 260L193 261V264H194L195 260L197 259V257H195L194 254L189 256V254L187 252L183 253ZM70 261H72V258H70ZM70 261H69V264H71ZM134 262H135V264H137L136 260H134L132 262V264H134ZM106 264H113V263H106Z\"/></svg>",
  "mask_w": 264,
  "mask_h": 264
},
{
  "label": "trees",
  "instance_id": "obj_4",
  "mask_svg": "<svg viewBox=\"0 0 264 264\" xmlns=\"http://www.w3.org/2000/svg\"><path fill=\"white\" fill-rule=\"evenodd\" d=\"M179 1L176 0L175 4V9L178 11L179 7ZM176 11V12H177ZM175 12V15L177 14ZM83 14L87 17L91 16H98L97 20L107 23L111 26H115L121 30H126V31H146V30H155L156 28L162 27L166 23H163L162 21L160 22H148L149 24L145 26L143 29H137L135 28H130L128 29L126 26H122L116 23V21L111 22L108 20L106 17H100V13L91 10V11H86L82 10L79 12V14ZM135 22V21H134ZM132 22V23H134ZM138 23L139 25L141 23ZM73 31H78L81 36H74L71 34ZM88 37H96L94 34H90L84 29H80L74 26L70 27H65V26H60L57 28L50 29L48 31H43L42 33H37V35L33 36L28 42L32 43L35 39V46L31 49L30 47H27V45L24 48V51L22 53L24 59H25V64L32 70L39 78H42L47 84L50 86H54L55 88L59 90H64L71 94L72 96L76 97L78 100L82 101L83 103L85 102L89 106L93 108V110H97L101 116L102 121L105 122L106 126L110 124V119L117 117L118 114H115V111L119 110L118 108H108L107 106L104 107L101 110V107L103 106L105 101L107 100L106 95L102 94V91L99 89L97 93L91 89L90 86L94 85V81L90 78V76H86L85 73H93V72H99L100 73V78L104 77L107 78L111 74V67H108L109 62L107 63V57H112L114 58V54L116 53L114 46L120 47L122 45L116 44V43H111L106 40H101L104 41L106 44L111 45L109 47L110 51L108 53H103L101 50L94 49L92 52H89L84 56L85 58L81 57L83 54L84 44L87 45L91 40L87 39ZM97 44V42H95ZM93 44V42H92ZM94 45V44H93ZM120 45V46H118ZM27 48V49H26ZM41 70H43L41 72ZM24 90V87H22ZM28 92V91H26ZM28 100L26 104L20 103L18 105V108L20 109H30L27 111H24L25 118L27 119V122L29 124L33 123L35 124V133L38 135L39 140L37 141L38 144L41 142V140H48L50 141L53 140L54 136L49 137L47 135L48 131L51 130L54 134L55 132L61 134L62 126L65 123L66 127L68 129H72V124H74V127H78L79 130L74 131L75 133L76 140L74 138H71L72 141L75 143H79L83 146V148H80L79 146L75 145V150L74 152L70 153L69 149L65 150L63 152L64 156L60 157H55V151L54 154L45 156L41 158L42 163H39L40 165L43 164V161L45 159H48L49 162L48 164L44 165L47 166L49 169H44L42 172H36L33 175V182H36L37 185L38 183H44L48 178L50 177L51 174H57V178H53L49 180V182H52V184H48L45 186V184L49 183H44V186H42L41 189L39 190H34V191H26L23 196L24 199H14L11 198L12 204H20L24 203L30 200H33L35 197L41 196L45 194L46 192L52 190L58 182L62 181L67 174L71 173L77 168V164L81 163L88 155L89 150L92 148L93 140L95 137V133L93 132L92 126L90 125L89 122H87L86 119H84L80 114H78L76 111H72L71 109L65 107L64 105H60L54 101L46 102L41 99V102L45 103H38L32 96H27ZM47 99V98H46ZM117 99L113 97V102L112 104L114 105V102ZM50 106V107H47ZM37 108V109H35ZM41 111V113L39 112ZM46 111V114L44 113ZM71 113L72 114V124H68L67 120L65 121V118L63 116V113ZM54 114V117L52 116ZM123 114L120 113V117L118 118L119 121H121V117ZM118 121V122H119ZM113 123V122H112ZM116 125V121H114ZM115 125L113 127H115ZM109 132V137H108V147L107 150L105 151V155L100 161V165L96 169L95 173L92 176L98 175L99 171L103 168L105 163L110 160V150L112 147V142H111V134L114 132V128L111 130H108ZM71 137V136H70ZM41 153V151H40ZM43 166V167H44ZM112 170V169H111ZM111 172L109 171L110 175ZM39 177L37 179L36 177ZM43 176V177H42ZM47 176L48 178L44 177ZM92 179V177L90 178ZM88 181V180H87ZM86 182V181H85ZM84 183V182H83ZM81 183L79 185V189H81ZM44 187V188H43ZM77 192V189L72 192L74 194ZM71 194V193H69ZM65 200L58 202L54 207H58V210H63L65 206ZM47 211V209H46ZM45 212L40 213L39 215H44ZM76 213L68 215L69 218H73ZM37 221V219L35 220ZM59 221V220H58ZM59 224V222H58ZM61 225V224H59ZM62 227V225H61ZM60 227V228H61ZM14 230L18 232V227L17 223H14ZM13 230V231H14ZM65 230L67 231L65 236L66 239H63L60 242L62 245H67L70 244L71 247L76 248L80 244L79 241L75 239V231L71 229L67 224L65 225ZM57 235V234H56ZM71 235V238H70ZM21 237V242L24 241V237L22 234H19Z\"/></svg>",
  "mask_w": 264,
  "mask_h": 264
},
{
  "label": "water",
  "instance_id": "obj_5",
  "mask_svg": "<svg viewBox=\"0 0 264 264\" xmlns=\"http://www.w3.org/2000/svg\"><path fill=\"white\" fill-rule=\"evenodd\" d=\"M34 7H36V4H34L33 6H31L28 11L32 10ZM59 14H62V13L52 14V15H47V16H55V15H59ZM70 15L78 16V15H75V14H70ZM188 15H189V12H185V10H184V0H180L179 1L178 11H177V14H176L175 18L173 19L172 22H170L169 24H167V26H169V25L174 24V23H176L178 21L179 22V27H176L175 30L168 32V35L167 36H163V37H161L157 41H149V42H147L145 44H141V45H123L120 41H114V40H112L110 38V36L102 35L101 33L104 31V29H97L95 27H88V26H85L83 24L67 23V22L46 24L44 26H41L37 31L31 33L27 37V39L21 45L22 53H23V47H24V45L27 43V40H29L31 36L35 35L39 31L47 30L48 28H51V27H59V26H74V27H77V28H80V29L82 28L85 31H87L88 33L94 34V35H96V36H98V37H100L102 39L104 38V39L108 40L109 42H111L113 44L116 43V44H120L122 46H127V47H130V48H133V49H136V48H146L147 46H154V45H157L158 43H161L163 41H166L169 38L173 37L175 34H177L178 31L182 27H184V25L186 24V22L188 20L187 19L188 18ZM24 17L25 16H22L21 18H19L17 20L15 26ZM82 17H84V16H82ZM44 18H41V19H44ZM85 18H87V17H85ZM41 19H39V20H41ZM87 19H89V18H87ZM90 20H93V19H90ZM97 24H101V23L97 22ZM102 24H104V23H102ZM104 25H106V24H104ZM15 26L13 27L12 31L7 34L6 41L8 40V37L16 29ZM106 26L111 27L109 25H106ZM167 26L162 27V28H158V29L163 30V31H167ZM124 31H126V30H124ZM151 31H153V30H150L148 32H151ZM18 37H19V35L16 37V39ZM4 44L0 45V47L3 46ZM14 47H15V42L13 43V45L11 47V50ZM10 60H11V54H10ZM12 70L14 71L15 75L17 76V78H19V76L17 75V70L15 68H13V67H12ZM21 82H23L28 88H31L33 91L37 92L38 94H41L42 96L46 97L50 101L52 100V101H54V102H56V103H58V104H60L62 106L64 105L65 107L71 109L73 112L76 111L84 119H86L88 122H90L91 125H92V127H93V130H94V132L96 134L95 139H94V142L97 145V150H100L98 148V145L100 143L103 144V149L100 150L101 154H100L99 159L97 160L96 165L93 166V168L91 169V171H89L86 176L81 177L79 180H77L75 183H73L69 188H67L64 192H62L55 199L49 201L46 204H43L41 208H39V209H27V210H24L23 212H20V213H7V212L0 213V264H26V262L23 260L22 257H17L15 260H10L9 257L7 255H5V251L8 248H13V249L15 248V242L16 241H18L21 244L20 240L17 238V235L13 233V231L11 230V228L9 226V223L7 221L9 219L8 216L9 215H11L13 217L14 216H22L24 214H29V213H35V212H38V211H42V210L46 209L47 207L52 206V205L56 204L57 202L63 200V198H65L67 196V194H69L71 191H73L75 188H77V185H79L81 182H83L84 180H87L88 177H90V175L97 169L98 163L103 158V156L105 154L104 152H105L106 147H107V132H106V130H105V133H104V136H103V140L101 141L100 140V135L101 134L99 132V128H98V126H94V124L91 122V117H88L86 114H81L80 111H77L74 108L68 106L67 101H63L62 102L61 100L55 98V94L38 91L32 85H28V84H26L22 80H21ZM51 87H53V86L51 85ZM58 91H61V90H58ZM62 92H64V91L62 90ZM64 93L67 94L66 92H64ZM67 95H69V94H67ZM154 97H155V100H156V102L158 103L159 106L160 105L161 106L164 105V103H165V101L167 99V97L165 98L164 91L161 90V89L156 90ZM73 98L76 99L75 97H73ZM81 103H83V102H81ZM83 104L86 107H88L85 103H83ZM88 108H90V107H88ZM257 109H259L260 111L254 113L253 123H252V130L250 132H251V134L253 136V138H252L253 139V142L255 143L256 146L260 147L263 150V155H264V101H261V104L258 105V108ZM93 112H95L98 115V113L96 111H93ZM100 121L103 123V121L101 120V118H100ZM104 127H105V125H104ZM92 151H93V148H92V150L90 152H92ZM257 164H258V166H255L254 167L256 169L257 168H260V166H261L259 163H257ZM260 170H261V168H260ZM173 191H174L173 190V187L171 185H169L167 187L166 191L163 192V195L161 196L160 201L155 202V207H154L155 211L153 213L154 220H153V224H152V229L155 230V231H158L159 234H163L164 229H165V222H166V220L169 219V218H171L173 216V208H174L172 206V201L174 199V193H173ZM35 199H39V197L38 198H35ZM255 201L257 202L256 205L260 203L258 199H255ZM28 202H24L23 204L28 203ZM23 204H14L11 207H2L0 209L7 210L9 208H12V207H15V206H19V205H23ZM234 207H235V204L232 205V208L230 209V213L231 214L233 213L232 211H233ZM227 216H228V214H227ZM238 226L240 227V224L235 225V227H234L235 228V233H234V235L231 236V238H228V241L233 240V236H236V233H237V231L239 229ZM246 236H247V239H246V241H244L242 243V246H240V248L245 247V248H249V249H254L255 253L257 255H259L263 251L262 250V247H264V206L262 207V210H261V216L257 218L256 224H254V226H253V231L250 232V233H248ZM247 240H250V241L255 240V241H254V243H251V242H248ZM21 245H23V244H21ZM159 245L160 244H158L157 247H159ZM23 247H24V245H23ZM239 253L240 252H237V254H239ZM159 255H160V251H159ZM237 260H239V256H238Z\"/></svg>",
  "mask_w": 264,
  "mask_h": 264
},
{
  "label": "bare ground",
  "instance_id": "obj_6",
  "mask_svg": "<svg viewBox=\"0 0 264 264\" xmlns=\"http://www.w3.org/2000/svg\"><path fill=\"white\" fill-rule=\"evenodd\" d=\"M71 96H72V95H71ZM72 97H73V96H72ZM95 136H96V134H95ZM94 139H95V138H94ZM93 144H94V140H93ZM93 144H92V145H93ZM92 148H93V146H92ZM92 148H91V150H92Z\"/></svg>",
  "mask_w": 264,
  "mask_h": 264
}]
</instances>
